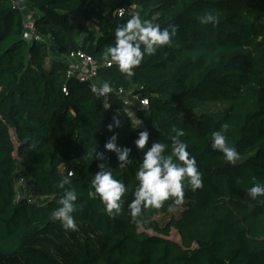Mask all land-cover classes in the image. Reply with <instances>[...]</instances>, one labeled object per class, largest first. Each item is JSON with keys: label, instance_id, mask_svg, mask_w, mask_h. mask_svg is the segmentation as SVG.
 <instances>
[{"label": "trees", "instance_id": "obj_1", "mask_svg": "<svg viewBox=\"0 0 264 264\" xmlns=\"http://www.w3.org/2000/svg\"><path fill=\"white\" fill-rule=\"evenodd\" d=\"M133 1L26 0L40 36L28 41L24 13L0 0V264H264V197L247 194L254 182L264 184V0H138L142 18L177 25V35L145 56L131 78L114 63L99 66L98 81L113 87L104 101L87 81L66 77L65 61L48 56L82 50L107 62L104 53L117 25L135 12L127 8ZM207 11L220 13L218 24L199 23ZM117 88L148 101L136 111L139 127ZM192 108L204 110L189 115ZM113 116L121 120L112 130L118 145L131 148L126 169L104 149ZM225 124L240 154L235 165L210 148L211 132ZM173 125L185 131L180 139L197 160L203 187H186L182 204L170 198L135 223L128 203L143 151L134 140L147 129L144 151L158 140L170 153ZM99 163L129 189L115 218L87 195ZM70 170L83 204L73 213L75 232L50 218L62 195L58 181ZM19 173L33 193L18 196ZM171 230L179 241L169 238Z\"/></svg>", "mask_w": 264, "mask_h": 264}, {"label": "clouds", "instance_id": "obj_2", "mask_svg": "<svg viewBox=\"0 0 264 264\" xmlns=\"http://www.w3.org/2000/svg\"><path fill=\"white\" fill-rule=\"evenodd\" d=\"M118 16L125 15V8L117 9ZM202 25H216L219 23L220 13L207 11L198 17ZM177 25L168 24L161 27L159 23H153L149 19H144L139 10L135 11L122 24H118L114 30L115 43L107 48L104 53L105 60L109 67L114 63L118 70L127 78L135 75L134 69L139 67L145 56L154 55L159 48L171 46L173 37L177 35ZM27 33L25 34L27 38ZM97 97H105L113 91L112 84L105 80L97 88L94 84L91 89ZM122 91V89H121ZM147 104V100L143 101ZM142 122L138 121L132 125L139 127ZM107 130L112 132L113 128L121 127V120L117 116L112 117V122L107 126ZM227 125H222L221 130H214L210 134V148L223 154L224 160L235 165L240 160V154L234 145L229 144L223 129ZM172 144L170 153L166 152L169 145L158 140L153 141L150 147L144 151L149 144V131L141 130L134 140V145L139 151H143L142 161L135 171L136 185L132 189L133 199L128 203V212L133 222L143 223V212L148 209H160L170 198L173 203L179 205L184 201L185 188L190 187L192 191L203 187L202 173L198 169L197 160L188 151V144L181 140L185 136V131L175 125L172 126ZM118 134L112 135L104 144V149L115 153L118 167L126 169L132 161L130 159L131 148L120 146L117 143ZM30 147H35L34 144ZM94 158L104 160V152L95 151ZM98 171L92 176L90 189L87 193L92 200L99 199L103 205V211L108 217L115 218L121 214L123 197L129 192L128 187L122 179H117L113 175L112 168L104 163L97 165ZM75 175L69 171L63 179L58 181V187L62 190V195L58 199L59 206L51 212V220L58 221L65 231H78L79 226L73 213L82 208L83 204H77L80 193L72 186L71 176ZM255 179V178H254ZM67 186V187H66ZM248 196L255 200L264 197V184L254 182L247 190Z\"/></svg>", "mask_w": 264, "mask_h": 264}, {"label": "built area", "instance_id": "obj_3", "mask_svg": "<svg viewBox=\"0 0 264 264\" xmlns=\"http://www.w3.org/2000/svg\"><path fill=\"white\" fill-rule=\"evenodd\" d=\"M9 3L20 9L24 13L23 21V37L31 41L35 38H40L36 33L33 26L32 12L26 8V0H8ZM27 35V38L25 34ZM58 58L67 63L66 77L79 79L81 81H87L91 87L95 84L99 88L102 84L98 81V70L99 66L107 65V62L99 63L89 54L82 50L69 51L67 53H58ZM122 89V91H121ZM117 95L122 98L124 104V110L127 114L132 115L133 121L137 123L141 120L136 116V111L142 106H146L143 101L145 98H141L139 95L134 94L131 90H125L123 88L116 89ZM102 100H106L105 97H100ZM20 178V177H19ZM22 180V178H21Z\"/></svg>", "mask_w": 264, "mask_h": 264}, {"label": "rangeland", "instance_id": "obj_4", "mask_svg": "<svg viewBox=\"0 0 264 264\" xmlns=\"http://www.w3.org/2000/svg\"><path fill=\"white\" fill-rule=\"evenodd\" d=\"M115 1L116 0H108V2L110 4L115 2ZM127 8H128V10H130L132 12L138 10L140 8L138 0L135 1V2L133 1L131 3V5H129ZM34 13L36 15L39 14V12L36 11V10L34 11ZM54 55H55V53H53V51H52L49 54L48 58H52L53 57L54 60H55V58H58L57 55H55V56ZM98 79H99V77H98ZM218 107H220V106L219 105L218 106L209 105V109L210 110H216ZM202 110H204V109H202V108H192V109L188 110V112H189V115H197ZM19 174H20V178H18V181H17V185H19V189H17L18 190V192H17L18 196H21V195L25 194L26 192H28L29 194L33 193V191L30 190L31 189V185H29L27 177L24 175V173H19ZM21 178H22V180H21ZM33 197H35V196H33ZM35 199H39L40 200L39 202H43V200H44L41 197H38V198H35ZM169 238H171L172 240H175V241H179L180 240L179 234L175 230H171Z\"/></svg>", "mask_w": 264, "mask_h": 264}]
</instances>
